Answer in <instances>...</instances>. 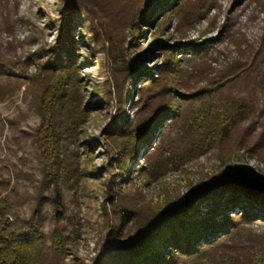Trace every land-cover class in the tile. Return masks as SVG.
Here are the masks:
<instances>
[{
  "label": "rangeland",
  "instance_id": "rangeland-1",
  "mask_svg": "<svg viewBox=\"0 0 264 264\" xmlns=\"http://www.w3.org/2000/svg\"><path fill=\"white\" fill-rule=\"evenodd\" d=\"M263 39L264 0H0V173L40 179L32 142L47 131L51 96L53 115L70 124L57 141L70 157L56 177L65 264H98L115 212L126 206L145 216L241 166L264 180L263 154L229 152L228 142L187 153L181 137L224 103V74L207 78L211 68L221 69L242 40ZM209 83L210 94L196 95ZM150 119L131 154L133 131ZM18 178L23 189L27 177ZM42 216L50 232L51 200Z\"/></svg>",
  "mask_w": 264,
  "mask_h": 264
},
{
  "label": "trees",
  "instance_id": "trees-1",
  "mask_svg": "<svg viewBox=\"0 0 264 264\" xmlns=\"http://www.w3.org/2000/svg\"><path fill=\"white\" fill-rule=\"evenodd\" d=\"M205 53L194 51L199 57ZM220 66L219 70L211 68L207 78L214 72L224 74L221 88L229 89L224 103L220 108L209 107L202 125L182 132V145L187 153H199L222 151L228 142L229 152L241 147L255 156L264 155V39L259 43L242 40ZM210 87L209 83L196 95L210 94ZM167 89L176 94L172 84ZM46 101L47 131L32 142L40 179L19 170L27 177L20 189L21 175L12 178L11 173H0V264H65L66 237L60 227L64 215L59 212L64 200L56 177L70 159L57 143L60 127L68 121L63 123L53 115L51 107L56 102L51 96ZM166 109L163 113L172 114ZM150 123L151 119L133 131L131 154L149 133ZM128 161L123 160L124 170ZM45 200L57 209L50 232L42 216ZM138 210L126 206L115 212L117 224L108 234L98 264H264V180L248 167L232 168L223 179L192 188L145 216L136 214ZM129 222H133V232L125 235Z\"/></svg>",
  "mask_w": 264,
  "mask_h": 264
}]
</instances>
